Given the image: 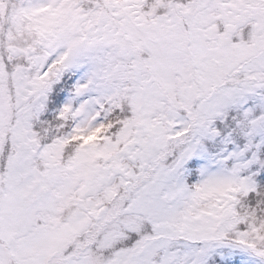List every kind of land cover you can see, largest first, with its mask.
I'll return each mask as SVG.
<instances>
[{"label": "snow or ice", "instance_id": "snow-or-ice-1", "mask_svg": "<svg viewBox=\"0 0 264 264\" xmlns=\"http://www.w3.org/2000/svg\"><path fill=\"white\" fill-rule=\"evenodd\" d=\"M0 264H264V0H0Z\"/></svg>", "mask_w": 264, "mask_h": 264}]
</instances>
